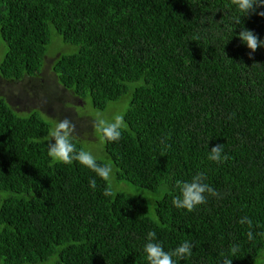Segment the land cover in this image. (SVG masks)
<instances>
[{
    "label": "trees",
    "instance_id": "obj_1",
    "mask_svg": "<svg viewBox=\"0 0 264 264\" xmlns=\"http://www.w3.org/2000/svg\"><path fill=\"white\" fill-rule=\"evenodd\" d=\"M228 3L0 0V80L39 76L55 32L77 47L53 53L52 72L80 109L129 98L121 139L104 144L110 161L97 159L113 169L105 181L48 156L43 139L56 118L19 112L0 95V191L10 192L0 201V264H147L150 231L165 250L193 244L180 264H264V47L249 56L238 37L227 42L237 15ZM242 19L264 39V17ZM207 143L223 144L228 159L209 161ZM198 171L220 198L176 209L175 180ZM124 183L146 193H125ZM245 216L251 226L239 223Z\"/></svg>",
    "mask_w": 264,
    "mask_h": 264
},
{
    "label": "clouds",
    "instance_id": "obj_2",
    "mask_svg": "<svg viewBox=\"0 0 264 264\" xmlns=\"http://www.w3.org/2000/svg\"><path fill=\"white\" fill-rule=\"evenodd\" d=\"M227 7L235 10L237 15L233 17L232 22L236 27L238 25L241 27L239 32L234 31L236 27L231 29L234 35L227 38V42L233 36L238 37L240 42L250 50L248 54L251 56L258 47H264V39L259 38L252 30L244 27L242 17H247L252 13L264 17V11H258L264 7V0H229ZM205 22L209 23L208 16L202 15L200 23L205 24ZM218 36L225 39L222 33H218ZM92 114L94 116V130L101 145L117 142L121 139L122 129L125 127L122 114H113L111 118L104 112H93ZM74 132L75 125L71 120L64 118L52 121L47 135L43 139V143L47 141L48 156L53 161L63 164H72L75 161L95 173L96 177L105 181L110 180L113 174L111 165L98 163L97 156L94 155L91 148L77 150L74 143ZM207 159L216 163L226 161L228 156L224 153L223 144H217L211 149L208 147ZM170 179H174V174L170 176ZM206 179V173L198 171L190 180H175L176 194L172 199V205L176 209L191 212L197 206L205 204L209 196L219 199L220 193L207 183ZM89 186L92 189L96 188V178L90 179ZM104 195H110V192H105ZM239 223H247L251 226L252 221L245 216L240 219ZM247 235L250 240L253 239L251 231ZM145 239L143 253L147 264H180L181 260L189 259L193 255V244L190 241L185 240L178 246L165 250L164 244L157 239L155 231L148 232ZM235 251H237V247L233 246L232 252ZM233 258L234 256L232 258L220 256L218 264H232Z\"/></svg>",
    "mask_w": 264,
    "mask_h": 264
},
{
    "label": "rangeland",
    "instance_id": "obj_3",
    "mask_svg": "<svg viewBox=\"0 0 264 264\" xmlns=\"http://www.w3.org/2000/svg\"><path fill=\"white\" fill-rule=\"evenodd\" d=\"M51 44L52 45H50L47 50V57L42 73L37 77L27 78L20 82H5L0 80V95L7 98L13 108L19 112H28L33 108H39L47 113L50 118H56L51 119V122L64 118L71 120L75 125L74 135L81 140H86L79 141L76 139L83 144V149L91 148L98 160L107 163L110 161V157L105 153L104 144L101 145L94 130V116L92 113L104 112L109 118H111L113 114H121L123 108L128 105L126 102H129V98L124 96L121 98L120 107L112 103L109 108L103 111L94 110L93 108H91V110L80 109L77 100L63 92L55 83V75L52 72V63L54 61L53 53L59 52L68 54L76 50L77 47L64 44L60 36L55 32H53V36H51ZM3 46L4 43H1L0 47ZM1 55L3 56V53ZM78 115H81L82 118H76ZM56 116H58V118ZM43 117L47 118L45 116ZM122 191L128 194H136L139 192L146 193L145 189H141L129 183L123 184ZM9 193V191H0V201L7 197ZM53 261L54 259H51L39 264H52Z\"/></svg>",
    "mask_w": 264,
    "mask_h": 264
}]
</instances>
